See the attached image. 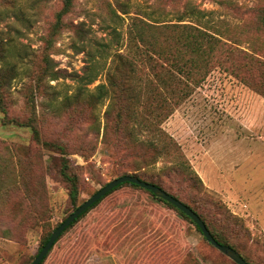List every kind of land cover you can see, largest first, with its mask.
<instances>
[{"label":"rangeland","instance_id":"374dc122","mask_svg":"<svg viewBox=\"0 0 264 264\" xmlns=\"http://www.w3.org/2000/svg\"><path fill=\"white\" fill-rule=\"evenodd\" d=\"M188 5L201 17L178 21ZM263 17L264 0H73L67 10L64 0H0V52L12 55L4 70L15 66L0 92V264H30L66 216L124 173L172 193L264 264ZM133 18L149 23L147 43L129 41ZM192 20L217 28L219 41L183 47ZM95 42L110 44L108 56L91 59ZM98 60L83 85L78 75ZM81 87L106 92L96 112L74 98ZM65 174L77 177L75 199ZM42 264L237 263L179 210L124 184Z\"/></svg>","mask_w":264,"mask_h":264},{"label":"trees","instance_id":"16d2710c","mask_svg":"<svg viewBox=\"0 0 264 264\" xmlns=\"http://www.w3.org/2000/svg\"><path fill=\"white\" fill-rule=\"evenodd\" d=\"M73 0H64V9L67 10L69 9V7L71 6ZM121 5V4H120ZM119 7V6H118ZM128 7V6H126ZM120 10H122V13H127L128 12V8H118ZM187 15V17H190L192 19H197L200 18L201 15L198 12V10L196 8H194L192 5H188V7H186V9L177 16V20L178 21H182L184 20V16ZM110 17V20H115V18H121L122 17L120 15H117L115 13H113L112 16H108ZM262 22L264 23V17L262 18ZM142 24H149L147 21L141 19V18H133V20L130 22L129 24V28H128V38L129 41L131 40H136L138 42L145 40V42L147 43L148 41L144 38L143 36V28H142ZM75 27V35L77 40L80 42H85L88 38L90 39L89 35L91 34L90 29L88 27H86L84 22H79L78 24L74 25ZM182 27L186 30L187 34H183V39H182V46L185 48H190L192 51L194 52H199L201 48H205V44L206 43H215L216 41H219V38L217 37V34L215 31H218L217 28L216 30L212 31L211 30V26H208V24L202 25V24H198L196 22H194L192 20L191 23H185L182 25ZM120 33L117 31V36L116 39L119 38ZM49 45H51V42H48ZM94 44V43H92ZM152 44V43H150ZM95 45H99L100 48H97L94 50L93 53H90V55L92 56V60L95 59V56H98V58H104L106 57V55L108 56V49L110 48V44L108 42H95ZM12 55L9 53H4V52H0V92L1 90L7 86L8 84L11 83L12 79L15 77L14 75H11L12 72L15 71V66L12 65L10 66L8 69L4 70L5 66L10 62L9 61V57H11ZM97 59V58H96ZM100 60H98V62H93L89 65L85 67V74L84 75H78L79 77V81L81 83H83V85H86L87 83L92 82L94 79H96L97 73H98V67H100ZM109 82L111 85H116V83L113 80V77L111 76V73H109L108 76ZM101 86H105L103 85H99V87ZM85 88H80L78 93L74 96V98L76 99H88L90 104L92 105V109L96 112V108L97 106L102 103V97L106 94V92H103V90H100L98 93L93 92V91H85L83 90ZM67 101H70L71 98H67ZM155 160H152V163H154ZM126 174V173H124ZM66 177L72 181L71 187V197L75 199L76 195H77V177L74 176H69L68 174H65ZM140 177V176H139ZM141 178V177H140ZM152 183V182H151ZM124 184H131L133 186H137L140 187L137 184L134 183H130V182H125L121 185H119L118 187L114 188L113 190H111L107 195H109L110 193H112L113 191L117 190L118 188H121ZM149 191V190H148ZM167 191V190H166ZM152 195H154L151 191H149ZM170 193V192H169ZM172 194V193H171ZM106 195V196H107ZM104 196V197H106ZM175 196V195H174ZM103 197V198H104ZM176 197V196H175ZM103 198H101L100 200H98L97 202H95L90 208L94 207L95 205H97ZM178 198V197H177ZM158 199L164 201L165 203L173 206L174 208H176L174 205H172L171 203L165 201L162 198ZM181 200V199H180ZM191 207V206H190ZM89 208V209H90ZM89 209H87L85 212H83L70 226H72L82 215H84ZM177 209V208H176ZM178 210V209H177ZM180 211V210H179ZM181 214H183L184 216L188 217L186 214H184L182 211H180ZM197 212V211H196ZM198 213V212H197ZM199 214V213H198ZM200 215V214H199ZM201 216V215H200ZM189 219H191L190 217H188ZM202 218V217H201ZM203 219V218H202ZM192 221V220H191ZM203 221L206 223V221L203 219ZM193 222V221H192ZM194 223V222H193ZM195 224V223H194ZM207 225V224H206ZM69 226V227H70ZM196 228L201 232L200 228L198 225H196ZM69 227H67L64 231H66ZM208 227V225H207ZM209 228V227H208ZM210 229V228H209ZM64 231L62 232V234L64 233ZM211 231V230H210ZM212 232V231H211ZM52 233V232H51ZM202 233V232H201ZM61 234V235H62ZM213 234V233H212ZM213 236L221 243H223L219 238H217L214 234ZM50 237L47 236V238L44 240L42 246L40 247L39 251L42 249V247L45 245V243L48 241ZM226 244V243H224ZM228 245V244H227ZM230 246V245H229ZM234 248V247H233ZM46 257L40 262V264H42L45 261ZM246 259V258H245ZM250 263V262H249Z\"/></svg>","mask_w":264,"mask_h":264},{"label":"water","instance_id":"95a60500","mask_svg":"<svg viewBox=\"0 0 264 264\" xmlns=\"http://www.w3.org/2000/svg\"><path fill=\"white\" fill-rule=\"evenodd\" d=\"M130 182L139 185L140 187L151 191L156 197L162 198L165 201L174 205L178 210L182 211L191 220L199 226L202 234L207 239V241L212 244L215 248L220 250L226 256L231 258L237 264H251L244 256L232 246L219 242L212 234L210 229L207 227L206 223L203 221L201 216L188 204L184 203L179 198L175 197L173 194L166 191L161 186L146 181L140 178L137 174L126 173L115 177L111 181L107 182L94 194H92L88 199H86L82 204L75 208L66 218L52 231L48 241L42 247V249L37 253L34 260L30 264H40V262L46 257L48 252L51 250L55 242L59 239L62 232L69 227L83 212L89 209L95 202L106 196L111 190L118 187L119 185Z\"/></svg>","mask_w":264,"mask_h":264}]
</instances>
